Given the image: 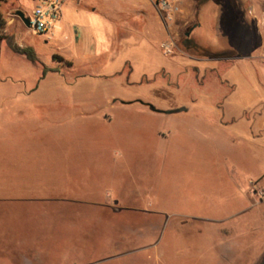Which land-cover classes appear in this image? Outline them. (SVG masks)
<instances>
[{
    "label": "rangeland",
    "instance_id": "1",
    "mask_svg": "<svg viewBox=\"0 0 264 264\" xmlns=\"http://www.w3.org/2000/svg\"><path fill=\"white\" fill-rule=\"evenodd\" d=\"M38 4L0 6L39 62L1 43L0 264H264V0H183L169 55L131 46L134 1L61 0L86 52Z\"/></svg>",
    "mask_w": 264,
    "mask_h": 264
},
{
    "label": "crops",
    "instance_id": "2",
    "mask_svg": "<svg viewBox=\"0 0 264 264\" xmlns=\"http://www.w3.org/2000/svg\"><path fill=\"white\" fill-rule=\"evenodd\" d=\"M134 1V5H138V9L134 7V12L130 14V17L134 18L137 22V25L135 29L128 28V34L127 36L130 38V44L133 47L137 45H144V43H147V45L152 46H158L161 47V44L166 42L171 29V24H167V21L161 16V14L157 11L155 7V3L157 0H131ZM181 2L183 0H179V4L181 5ZM138 10V11H137ZM91 11L90 9L88 10ZM91 16V15H90ZM199 16V14H198ZM63 17V16H62ZM91 18V17H90ZM92 25V22H91ZM88 25L85 28L79 27L78 25H74L69 27L67 29L64 27V29L61 27L60 32L63 34V38L65 41L70 40L68 44H65L64 46H61L60 49H65L69 47V50L71 49H77L79 51H88L91 50L95 46V39H96V29H94L93 26ZM8 24L0 25V61L2 59V53L6 56V51L8 49L5 40L2 39L3 36H5V33L7 31ZM67 31V33H66ZM3 34V36H2ZM47 36H50L47 34ZM15 42L20 46V39L21 34L20 32H16L15 34ZM1 43L5 45V50L2 51ZM9 50V49H8ZM212 50V49H211ZM213 51L212 58L209 59L210 63H225L226 58L221 55V52H215ZM11 52V51H10ZM12 53V52H11ZM220 53V54H219ZM16 57H20L26 60V58L16 55L12 53ZM28 61V60H27ZM31 63V62H30ZM39 65V62H38ZM44 65V66H43ZM43 68L46 66L43 64ZM211 65V64H210ZM212 66V65H211ZM212 67L216 68L215 65ZM3 72V67L0 63V73ZM43 79V77L40 79V81ZM1 81V79H0ZM37 89V88H36ZM34 89V90H36ZM180 111H185L186 109L180 108L178 109ZM176 110L175 113L180 112Z\"/></svg>",
    "mask_w": 264,
    "mask_h": 264
},
{
    "label": "built area",
    "instance_id": "3",
    "mask_svg": "<svg viewBox=\"0 0 264 264\" xmlns=\"http://www.w3.org/2000/svg\"><path fill=\"white\" fill-rule=\"evenodd\" d=\"M179 0H157L155 7L157 11L166 21H171L179 12ZM29 29L35 35H45L60 31L61 21V0H39V4L34 8L31 15L28 16ZM164 55L172 53L174 43L168 40L161 44ZM251 190H262L256 185L251 187ZM260 197L263 192L258 193Z\"/></svg>",
    "mask_w": 264,
    "mask_h": 264
},
{
    "label": "trees",
    "instance_id": "4",
    "mask_svg": "<svg viewBox=\"0 0 264 264\" xmlns=\"http://www.w3.org/2000/svg\"><path fill=\"white\" fill-rule=\"evenodd\" d=\"M7 0H0V6L5 3ZM2 39L5 40V43L8 47V49L17 55H21L24 56L26 58V60H28L29 62L33 63V64H38V59L34 54V51L32 50V48L27 47V48H20L19 46H17L12 37H2ZM48 70H46L45 68L42 69V76H44L47 73Z\"/></svg>",
    "mask_w": 264,
    "mask_h": 264
},
{
    "label": "water",
    "instance_id": "5",
    "mask_svg": "<svg viewBox=\"0 0 264 264\" xmlns=\"http://www.w3.org/2000/svg\"><path fill=\"white\" fill-rule=\"evenodd\" d=\"M15 16L18 17L20 19V21L23 23V25L27 28H29V20L28 18L25 17L24 13L17 11L15 13ZM186 36H188V34H186ZM150 108L151 111L156 112L155 109L151 106H148ZM180 111V110H178Z\"/></svg>",
    "mask_w": 264,
    "mask_h": 264
}]
</instances>
